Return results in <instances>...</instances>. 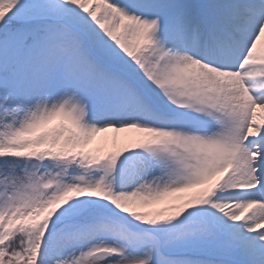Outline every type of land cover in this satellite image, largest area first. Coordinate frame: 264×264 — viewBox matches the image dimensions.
<instances>
[{
	"label": "rangeland",
	"instance_id": "374dc122",
	"mask_svg": "<svg viewBox=\"0 0 264 264\" xmlns=\"http://www.w3.org/2000/svg\"><path fill=\"white\" fill-rule=\"evenodd\" d=\"M195 2L85 0L83 14L74 16L60 0H0L5 15L0 30L6 19L18 24L0 36V152L26 153L36 139L42 149L57 124L77 133L74 166L44 162L28 165L22 174L0 169V233L9 237L6 218L24 230L30 250L22 264H264V252L260 260L244 252L234 257L223 239L214 237L220 230L210 219L208 197L223 182L200 190L204 181L233 166L229 158L238 161L246 152L241 140L251 119L248 104L233 105L226 95L195 88L189 101L184 96L164 102H175L173 107L189 102L176 111L177 118L153 126L142 142L120 141L125 116L145 129L141 112L151 113L160 52L175 34H183ZM220 28L244 42L243 32ZM213 39L218 48L230 47ZM116 55L126 59H119L122 70L113 78ZM260 124L257 117L255 131ZM256 136L264 133L249 139ZM245 184L252 187L250 178ZM90 206L107 214L79 220ZM188 211L198 217L178 226L171 240L180 250L164 255L159 237L144 225ZM254 226L258 234L246 242L257 250L264 248L259 230L264 220Z\"/></svg>",
	"mask_w": 264,
	"mask_h": 264
},
{
	"label": "bare ground",
	"instance_id": "6f19581e",
	"mask_svg": "<svg viewBox=\"0 0 264 264\" xmlns=\"http://www.w3.org/2000/svg\"><path fill=\"white\" fill-rule=\"evenodd\" d=\"M60 1L69 6L72 15L83 14L85 0ZM145 15L153 16L154 12ZM242 22L248 23V26ZM184 24L189 26L182 27L183 34H175L160 52L161 68L148 100L150 112L160 115L159 118L141 112L146 127L140 130L136 125L137 119L125 116L127 130L119 131L120 141L127 144L142 142L155 131L153 126L173 115L177 118L176 111L179 114L180 109L188 106V97L194 94L195 88L214 96L226 95L233 105L248 104L251 119L247 121L241 140V147L246 152L238 161L235 157L229 158L228 162H233L230 171H218L211 182L206 180L202 183L200 190L203 192L209 184L223 182L217 188L213 187L208 197L213 202V208L209 207L210 215H213L210 219L220 230L214 237L218 241L222 238L223 248L227 253L231 248L234 257L244 252L260 260L264 248L250 249L247 242L258 234L254 225L264 220V175L259 170L263 165L264 137L249 139L251 134L264 133L261 129L264 121V55L261 54V47L264 46V0H196L193 12ZM220 26L233 33L243 32L244 42L234 39L229 33H222ZM211 37L225 39L230 47L218 48ZM202 40L206 41L205 46ZM184 96L188 101L183 107H173L175 102L164 104L167 99L170 101ZM257 117L261 124L255 131ZM131 119L135 120L128 122ZM243 166L247 169L243 170ZM248 178L251 188L245 184ZM224 188L231 189L223 191ZM259 230L264 231L263 228ZM232 240H238L241 246L232 245Z\"/></svg>",
	"mask_w": 264,
	"mask_h": 264
},
{
	"label": "trees",
	"instance_id": "16d2710c",
	"mask_svg": "<svg viewBox=\"0 0 264 264\" xmlns=\"http://www.w3.org/2000/svg\"><path fill=\"white\" fill-rule=\"evenodd\" d=\"M0 16V20H1ZM13 21H4L3 28L10 29L15 26ZM4 32V31H1ZM0 32V33H1ZM0 104H3L0 97ZM60 131H53L47 148L44 150H37L33 147L25 155H12L9 153H0V169L7 170L15 169V171L24 172L25 167L31 164H36L42 160H52L65 165L71 163V157L69 153L64 154L63 149L67 142L73 141L72 148L75 147V136L72 133L65 132L62 134V139L53 137L54 134ZM61 134V133H60ZM104 214V210L99 207H89L79 217L82 220H89L97 215ZM9 231V237L4 239L0 233V264H22L20 259L22 258L27 262V253L29 251L27 235L19 228L6 219L3 223ZM174 225H177L174 221L163 222L158 225V230H165L166 233L170 232Z\"/></svg>",
	"mask_w": 264,
	"mask_h": 264
}]
</instances>
